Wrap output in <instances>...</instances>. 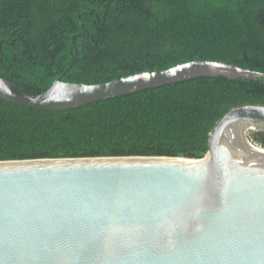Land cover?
Masks as SVG:
<instances>
[{
  "label": "water",
  "instance_id": "95a60500",
  "mask_svg": "<svg viewBox=\"0 0 264 264\" xmlns=\"http://www.w3.org/2000/svg\"><path fill=\"white\" fill-rule=\"evenodd\" d=\"M32 96L0 76V98L47 110L198 76L264 72L194 60L95 84L62 77ZM264 105L231 109L203 158L94 156L0 160V264H264ZM254 145H253V144Z\"/></svg>",
  "mask_w": 264,
  "mask_h": 264
},
{
  "label": "trees",
  "instance_id": "16d2710c",
  "mask_svg": "<svg viewBox=\"0 0 264 264\" xmlns=\"http://www.w3.org/2000/svg\"><path fill=\"white\" fill-rule=\"evenodd\" d=\"M103 83L194 60L264 72V0H0V76L36 96L56 77ZM264 105V77L198 76L47 110L0 98V160L203 158L231 109ZM264 147V130L253 134ZM253 142V141H252Z\"/></svg>",
  "mask_w": 264,
  "mask_h": 264
},
{
  "label": "bare ground",
  "instance_id": "6f19581e",
  "mask_svg": "<svg viewBox=\"0 0 264 264\" xmlns=\"http://www.w3.org/2000/svg\"><path fill=\"white\" fill-rule=\"evenodd\" d=\"M239 124L241 125L242 129L244 130V132L247 133L251 130H254V125H252L250 122H244V121H240ZM253 144V143H252ZM254 145V144H253Z\"/></svg>",
  "mask_w": 264,
  "mask_h": 264
},
{
  "label": "rangeland",
  "instance_id": "374dc122",
  "mask_svg": "<svg viewBox=\"0 0 264 264\" xmlns=\"http://www.w3.org/2000/svg\"><path fill=\"white\" fill-rule=\"evenodd\" d=\"M258 130H251V131H249L248 133H247V136H248V138L251 140V141H253L256 145H258V146H260V147H263L260 143H258L257 141H255L254 140V138H253V134L255 133V132H257ZM264 148V147H263Z\"/></svg>",
  "mask_w": 264,
  "mask_h": 264
}]
</instances>
